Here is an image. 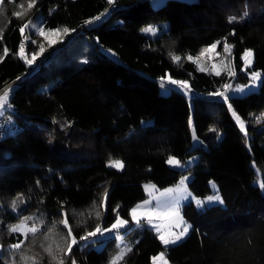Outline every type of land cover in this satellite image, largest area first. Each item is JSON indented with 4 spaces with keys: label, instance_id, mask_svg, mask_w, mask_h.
I'll return each instance as SVG.
<instances>
[{
    "label": "trees",
    "instance_id": "obj_1",
    "mask_svg": "<svg viewBox=\"0 0 264 264\" xmlns=\"http://www.w3.org/2000/svg\"><path fill=\"white\" fill-rule=\"evenodd\" d=\"M22 2L31 0L2 5ZM107 8L106 19L88 25ZM32 10L45 30H68L45 64L20 56L23 20L9 14L1 32L0 93L14 84L7 103L16 131L0 137V264H111L115 237L100 249L80 245L81 237L117 215L130 220V209L145 198L144 182L162 188L185 173L193 195H208L213 181L222 203L200 209L183 203L190 229L173 245L164 246L144 224L130 227L123 238L131 250L116 264H152L161 251L171 264H264V0H165L156 7L149 0H35ZM151 22L166 27L149 37L141 30ZM76 41L84 44L80 54L66 50ZM90 42L117 59L89 51ZM224 42L231 46L234 76L201 70L188 57ZM247 49L252 69L261 73L258 88L228 103L216 98L226 83L248 81L241 70ZM167 73L203 95L193 96L191 106L176 90L162 95L158 78ZM229 106L245 121L246 134ZM89 137L94 148L86 155ZM169 156L196 161L173 169ZM117 159L122 170L103 167ZM25 217L40 224L26 241L8 228ZM64 219L67 227L59 222ZM50 238L57 243L49 253L34 250ZM16 243L19 249L8 247Z\"/></svg>",
    "mask_w": 264,
    "mask_h": 264
},
{
    "label": "rangeland",
    "instance_id": "obj_2",
    "mask_svg": "<svg viewBox=\"0 0 264 264\" xmlns=\"http://www.w3.org/2000/svg\"><path fill=\"white\" fill-rule=\"evenodd\" d=\"M109 1V0H108ZM151 5L153 7H156L160 4H162L165 0H149ZM184 1H194V0H184ZM114 2V0H113ZM112 2V3H113ZM30 2H22L18 5H12L9 4L7 6L0 5V7L3 8V14L0 15V36L3 28L5 27L8 15L12 13V15H15V13H20L21 15L17 16L20 20L24 21V24L29 23V27L24 29V41L21 44V53L20 56L24 58L25 61H27L29 64H34L36 61L37 64H45V57L47 56L49 50L51 48H54L57 46L64 37L66 36L67 32L63 29L60 30H45V28L42 25V18L40 14L37 12H34L32 8H28V4ZM110 14V9H105L101 14L95 16L93 19H91L88 22L89 26H94L104 19ZM31 22V23H30ZM35 25L33 27L32 25ZM151 26L154 29V32H144L145 35L149 37H155L157 34H159L161 31H163L166 27L165 23H158V22H151L147 24L142 29ZM216 45L215 49H211L210 46ZM84 44H80V41L74 42L70 47H68L66 50L69 52H72L73 54H80L81 52V46ZM90 48L88 47L89 51L92 49L99 54H105L108 57L116 60L117 57L115 53L107 48L99 46L98 48L94 46L92 42H90ZM225 45L230 46L228 43L224 42L222 43V46H218V43H213L205 48H203L199 54H196L194 56H188L191 57L195 65L204 71H209L213 73H220L222 71L226 73H231L232 76L236 74L235 66H234V59L231 55V46L229 51H225ZM206 49H209L208 51H205ZM65 50V51H66ZM250 49L245 50L242 53L241 60H242V68L241 70L248 76V81L245 83H226L223 90L218 91L215 94V97L226 101L228 103V98L230 96H240L243 94H246L250 91H255L258 88V85L261 80V73L258 70L252 69V63H253V53L251 51V56L247 57V59H244V54L246 51ZM29 51V52H28ZM25 52L29 57L25 56ZM47 53V54H46ZM203 53V54H201ZM84 62V60H82ZM253 73H258L259 77L254 78ZM186 81L188 87L183 88L182 86L178 84H173L171 81ZM158 89L159 92L162 95L168 94L171 90H176L183 94L189 102V105L191 106V98L195 95H203L201 92H198L194 90L188 80L183 79H176L171 77L168 73L158 78ZM14 84L7 85L3 91L0 93V95H3L4 90L6 89H13ZM239 89V90H238ZM12 91V90H11ZM11 91H9V96ZM222 94V95H221ZM213 95V94H212ZM8 96V98H9ZM7 98V101H8ZM6 101V103H7ZM5 103V104H6ZM4 104V105H5ZM3 107H0V114L3 113ZM231 117L233 118L235 124L239 128L240 132L243 134H246V127H245V121L241 119L237 113L229 106L228 107ZM235 113V115H233ZM237 116L239 117V120H237ZM264 117V115H262ZM189 128L191 131V134H193V122H192V116H189L188 119ZM243 125V127L241 126ZM86 150L84 153L86 155L90 153L93 148V139L89 137L86 138ZM170 157L175 158V161H178V163L169 164L168 160ZM111 161H121L120 159L117 160H111ZM196 161V156H191L185 161L179 160L178 158L174 156H169L166 159V163L170 168L173 169H179L183 170L186 169L189 165L194 163ZM122 162V161H121ZM123 163V162H122ZM104 168L112 167L110 166V161L103 163ZM116 170H122V168L118 167H112ZM190 179V175L185 173L180 177V179L173 185H169L166 187L159 188L155 185L153 182H144L143 183V190L145 193V198L137 202L129 212L130 220H127L126 218H123L120 215H117L116 219L110 224L106 226L98 225L101 229V232L96 233L95 236H86V239L81 240L80 245H84L85 243H91L94 248L100 249L102 246L103 240H105L108 237H115L116 243L118 245V251L113 256L116 258L121 251H124L126 253L128 247L126 246V242L123 238V233L127 231L132 226H140L144 224L157 235L160 242L163 244L162 240L160 239L161 236H164L165 238H172V234L178 235L184 227H188V232L190 229V225L182 216L181 213V205L185 202L192 201L196 208H204L205 206L221 203L220 201H207L206 198L209 196L218 195L220 197V200H222L221 195L217 191V187L213 181H210V187L211 192L203 197L195 196L192 194V192L189 190L188 187V181ZM183 180V184H181V181ZM179 189V190H177ZM198 201L202 203H197ZM103 209H104V200L102 202ZM136 209L135 218L133 216L132 210ZM117 219L125 220L127 221L126 224L121 225L118 228L112 229V225L117 222ZM21 221L18 223L20 224ZM17 224V225H18ZM26 227L22 228L21 233L22 238L25 240V237L27 234H30L31 232L27 231V228L32 227L33 225L36 226L38 229L39 223L33 220L32 218L25 221ZM96 227V228H97ZM96 228L91 229L88 231V234L91 232H95ZM104 229H111V231H103ZM188 232L176 243L182 241ZM55 239H43L42 240V247H36L34 250L41 251L40 249H49L51 244L57 243V241H54ZM26 241V240H25ZM71 241H73V238L71 237ZM41 243V242H40ZM175 243V244H176ZM29 246V241L27 240L26 244ZM23 246V248L25 247ZM164 246H168L163 244ZM173 245V244H169ZM1 249V247H0ZM27 250H29L27 248ZM51 251V249H50ZM32 253V251L29 252V254ZM49 253V251H48ZM161 253L159 252L156 255L152 257V264H163L162 261L156 260L154 261V257H158ZM22 254L23 251H22ZM9 259L13 257V250H10V253H8ZM164 257L167 260L168 264H171L169 260L167 259L165 253ZM72 264V262H71ZM77 264V263H76Z\"/></svg>",
    "mask_w": 264,
    "mask_h": 264
},
{
    "label": "snow or ice",
    "instance_id": "obj_3",
    "mask_svg": "<svg viewBox=\"0 0 264 264\" xmlns=\"http://www.w3.org/2000/svg\"><path fill=\"white\" fill-rule=\"evenodd\" d=\"M113 0H109V3H112ZM3 3V0H0V5H2ZM35 4V0H31V2L28 4V8H32L33 5ZM3 14V8L0 7V15ZM15 15L19 16L21 15L20 13H15ZM236 18L235 17H232L230 18V22L232 20H235ZM31 23V22H30ZM33 27H35V25L33 24L32 25ZM29 27V23H26L24 24L23 26L20 27V31L23 33L24 32V29ZM68 29H64V31H67ZM142 31L144 32H154V29L149 26V27H146L144 29H142ZM216 45H212L210 46L211 49H215ZM209 49H206L205 51H208ZM230 50V46L228 45H225V51H229ZM5 51V54L7 53V49L4 50ZM203 54V53H201ZM251 56V50H248L245 52L244 54V59H247V57ZM174 60H179V57H173ZM189 59H192L191 57H189ZM254 78H258L259 77V74L258 73H253L252 74ZM173 84H178L180 86H182L183 88H187L188 85H187V82L186 81H171ZM11 90H14V89H6L4 90L3 92V95H0V107H3L4 104L6 103L7 101V98L9 96V91ZM239 90V89H238ZM222 95V94H221ZM233 115H235V113H233ZM237 120H239V117L237 116ZM241 126L243 127V125L241 124ZM168 163L169 164H173V163H178V161H175V158L173 157H170L169 160H168ZM110 166L112 167H118V168H122L123 167V163L121 161H110ZM181 184H183V180L181 181ZM262 187H264V185H261ZM179 190V189H177ZM107 194L105 193V196ZM207 201H220L222 203V200H220V197L218 195H214V196H209L206 198ZM198 204L199 203H202L200 201L197 202ZM13 209L15 210V206H16V201H13ZM132 213H133V216L135 218V213H136V209H133L132 210ZM97 215H99V213H97ZM31 219V217H25L20 224L18 225H9L8 228H9V231L10 232H13V233H17V232H21L22 228L26 227L25 225V221ZM60 223L64 224L66 227L68 225V222H67V219H64V220H61L59 221ZM127 221L125 220H120V219H117V222L115 224L112 225V229H115V228H118L120 227L121 225L123 224H126ZM27 231L28 232H31L33 234H35L38 229L36 228L35 225H33L32 227L30 228H27ZM103 231H111V229H104ZM98 232H101V229L99 227L96 228L95 232H91L89 233L88 235L89 236H95L96 233ZM188 232V227H184L183 230L178 234H172V238H165L164 236H161L160 239L162 240L163 244L165 245H169V244H175L177 241H179L186 233ZM68 235H71V229L69 228V232H68ZM47 238V237H46ZM81 239H86V237H81ZM73 243H76L75 241V238H73ZM10 249H19L21 247V243H16V244H12V245H9L8 246ZM131 249H127V251H130ZM46 251H49L50 252V249H46ZM69 251H71V246H69ZM125 252L124 251H121L119 253V255L114 258V260L111 262V264H116V261L119 260V259H122L123 256H124ZM154 261L156 260H160L163 262V264H168L167 260L165 259L164 257V253H161L158 257H154L153 258ZM60 264H63V261L60 262ZM72 264H76V261L73 259L72 260Z\"/></svg>",
    "mask_w": 264,
    "mask_h": 264
},
{
    "label": "built area",
    "instance_id": "obj_4",
    "mask_svg": "<svg viewBox=\"0 0 264 264\" xmlns=\"http://www.w3.org/2000/svg\"><path fill=\"white\" fill-rule=\"evenodd\" d=\"M12 106L6 103L3 113L0 114V137L13 135L16 131L15 121L11 115Z\"/></svg>",
    "mask_w": 264,
    "mask_h": 264
}]
</instances>
